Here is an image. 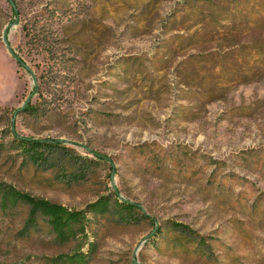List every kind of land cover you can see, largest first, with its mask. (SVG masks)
Returning a JSON list of instances; mask_svg holds the SVG:
<instances>
[{
	"label": "rangeland",
	"instance_id": "374dc122",
	"mask_svg": "<svg viewBox=\"0 0 264 264\" xmlns=\"http://www.w3.org/2000/svg\"><path fill=\"white\" fill-rule=\"evenodd\" d=\"M246 1L0 0V185L89 219L63 244L0 210V264H264V0ZM14 135L101 161L68 186ZM115 194L149 219L88 211Z\"/></svg>",
	"mask_w": 264,
	"mask_h": 264
},
{
	"label": "trees",
	"instance_id": "16d2710c",
	"mask_svg": "<svg viewBox=\"0 0 264 264\" xmlns=\"http://www.w3.org/2000/svg\"><path fill=\"white\" fill-rule=\"evenodd\" d=\"M241 1L247 2L246 0H238L237 3ZM259 55H263V53ZM32 109L28 106L25 110L32 111ZM14 142L21 149V154L25 160L39 168L57 171V177L68 186L87 181L98 164L97 162L101 161L86 158L60 141L32 140L14 135ZM114 196L100 198L88 206V211L101 217L112 215L115 220L124 225H132L143 219H149L136 205L119 199L116 194ZM19 206L28 207V219L25 229L19 234L20 236H29L32 231L39 228V222L43 221L50 227L56 240L60 243H69L79 238L88 242L87 226L89 219L87 211H70L64 206L30 196L11 186L3 188L0 185V210L7 213ZM173 226L178 228L175 231L181 235L190 232L187 230L188 228L182 225ZM161 232L162 230H158V234ZM189 235L191 236V234ZM190 238L194 237L191 236ZM190 240L187 241L188 244L191 243ZM195 241L198 245L204 244L201 239L196 238ZM92 249L93 245L90 244V250L92 251ZM87 256L80 250L72 255L61 256L58 260L68 264H87L89 260Z\"/></svg>",
	"mask_w": 264,
	"mask_h": 264
},
{
	"label": "water",
	"instance_id": "95a60500",
	"mask_svg": "<svg viewBox=\"0 0 264 264\" xmlns=\"http://www.w3.org/2000/svg\"><path fill=\"white\" fill-rule=\"evenodd\" d=\"M10 26V25H9ZM9 28V27H8ZM6 29L5 30V33H4V42H5V44L7 45V47H8V51H9V53L14 57V59L17 61V62H19V63H22L21 62V60L19 59V57H17L16 55H15V53H14V51L11 49V47L9 46V44H8V40H7V33H8V30L9 29Z\"/></svg>",
	"mask_w": 264,
	"mask_h": 264
}]
</instances>
